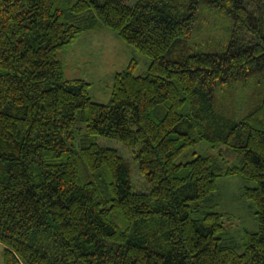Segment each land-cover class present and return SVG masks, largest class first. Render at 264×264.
<instances>
[{
    "label": "trees",
    "instance_id": "1",
    "mask_svg": "<svg viewBox=\"0 0 264 264\" xmlns=\"http://www.w3.org/2000/svg\"><path fill=\"white\" fill-rule=\"evenodd\" d=\"M203 4L232 19L230 40L184 55ZM101 27L151 61L143 75L134 61L116 72L107 103L85 78H65L62 58ZM263 70L264 0H0L2 264H264V114L254 125L264 97L240 120L216 99L220 85ZM95 136L132 148L149 191L134 190L129 162ZM201 139L241 151L240 164L177 161ZM233 174L256 182L243 195L258 229L240 252L221 213L197 203Z\"/></svg>",
    "mask_w": 264,
    "mask_h": 264
},
{
    "label": "rangeland",
    "instance_id": "2",
    "mask_svg": "<svg viewBox=\"0 0 264 264\" xmlns=\"http://www.w3.org/2000/svg\"><path fill=\"white\" fill-rule=\"evenodd\" d=\"M232 29L233 22L229 16L203 4L192 34L183 46L184 55L224 51ZM62 54L65 78L82 77L88 80L90 95L99 103L109 101L116 72L127 69L134 61L132 72L143 75L151 62L148 56L130 46L107 27L82 32L71 45L64 48ZM263 97L264 70L220 85L216 92V99L224 106L227 120H240L253 112ZM262 114L264 111L256 116L255 126H260L257 118ZM74 127L79 132L75 139L77 145L86 132L85 122L76 121ZM94 141L102 147L117 150L129 162L134 190L149 191L150 184L139 173L138 165L132 159V148L126 147L122 141L104 136H95ZM196 155L209 157L220 166L239 165L243 158L241 151L232 149L224 142L201 139L189 147L177 161H189ZM247 186L255 187L256 182L245 180L239 174L220 175L215 178V190L205 196L203 201L197 202L200 211L221 213L223 227L227 231L224 241L239 252L243 249L244 231L255 232L258 229L256 206L243 195ZM3 251L4 245L0 243V264L4 261Z\"/></svg>",
    "mask_w": 264,
    "mask_h": 264
},
{
    "label": "crops",
    "instance_id": "3",
    "mask_svg": "<svg viewBox=\"0 0 264 264\" xmlns=\"http://www.w3.org/2000/svg\"><path fill=\"white\" fill-rule=\"evenodd\" d=\"M63 58V57H62Z\"/></svg>",
    "mask_w": 264,
    "mask_h": 264
}]
</instances>
